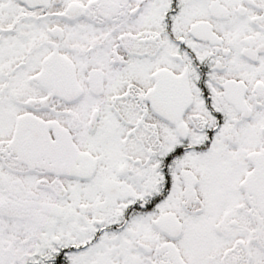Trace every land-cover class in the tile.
I'll list each match as a JSON object with an SVG mask.
<instances>
[{
	"label": "snow or ice",
	"instance_id": "1",
	"mask_svg": "<svg viewBox=\"0 0 264 264\" xmlns=\"http://www.w3.org/2000/svg\"><path fill=\"white\" fill-rule=\"evenodd\" d=\"M0 264H264V0H0Z\"/></svg>",
	"mask_w": 264,
	"mask_h": 264
}]
</instances>
